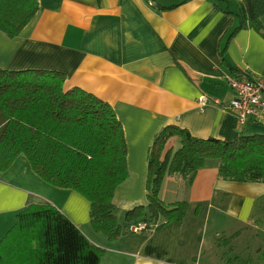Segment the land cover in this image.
<instances>
[{
  "label": "crops",
  "instance_id": "0c3cea01",
  "mask_svg": "<svg viewBox=\"0 0 264 264\" xmlns=\"http://www.w3.org/2000/svg\"><path fill=\"white\" fill-rule=\"evenodd\" d=\"M37 1V14L18 36L0 32V70L60 72L64 89L78 88L111 106L126 144L128 175L113 199L121 226L120 216L124 220L126 212L147 205L148 152L162 128L173 125L199 139L226 142L264 136V118L239 128L223 108L233 98L224 64L264 77V37L250 27L232 35L238 26V18L226 12H235L232 4ZM179 147L175 137L167 144L172 152ZM27 163L0 172V239L18 212L50 205L102 250L99 264H264V184L222 180L218 162L206 163L191 184L178 175L164 179L160 200L188 204L181 222L160 218L151 231L114 241L92 230L84 197L45 183ZM220 234L228 236L221 243Z\"/></svg>",
  "mask_w": 264,
  "mask_h": 264
},
{
  "label": "trees",
  "instance_id": "16d2710c",
  "mask_svg": "<svg viewBox=\"0 0 264 264\" xmlns=\"http://www.w3.org/2000/svg\"><path fill=\"white\" fill-rule=\"evenodd\" d=\"M219 1L235 8L226 10L238 18L232 35L250 27L264 37V0ZM38 10L37 0H0V32L9 39L18 36ZM224 65L233 77L254 78ZM64 81L56 71L0 70V172L23 155L42 181L75 191L90 203V226L108 241L127 234L131 224L158 225L160 218L163 223L181 222L188 204L160 200L164 179L178 175L191 184L211 159L218 161L222 180L264 184L263 135L226 142L199 139L169 125L149 148L147 205L126 212L121 226L113 199L128 175L122 126L109 104L78 88L64 89ZM174 137L180 147L172 152L167 144ZM101 256L102 250L50 205H30L18 212L0 240V264H99Z\"/></svg>",
  "mask_w": 264,
  "mask_h": 264
},
{
  "label": "built area",
  "instance_id": "2783aa9c",
  "mask_svg": "<svg viewBox=\"0 0 264 264\" xmlns=\"http://www.w3.org/2000/svg\"><path fill=\"white\" fill-rule=\"evenodd\" d=\"M225 80L229 85L233 98L223 108L232 113L236 118V124L242 128L249 121H261L264 118V77L257 76L252 80L243 77L236 78L226 75ZM205 103V97L199 98V104ZM157 225H148L146 222L131 224L127 228L129 234L145 233L154 229Z\"/></svg>",
  "mask_w": 264,
  "mask_h": 264
},
{
  "label": "rangeland",
  "instance_id": "374dc122",
  "mask_svg": "<svg viewBox=\"0 0 264 264\" xmlns=\"http://www.w3.org/2000/svg\"><path fill=\"white\" fill-rule=\"evenodd\" d=\"M20 161H24V162L27 163L26 158H25L23 155H19V156L15 159V161L13 162V163H14V164H13V165H14V168L19 167L18 164H19ZM210 162H218V161H216V160H214V159H211V160H209V161L207 162V164H210ZM27 164H28V163H27ZM6 177L8 178V176H6ZM117 219H118V218H117ZM122 220H123V216H120V221L122 222V224L125 223L124 220H123V221H122ZM14 223H15V222H14ZM13 225H14V224H13ZM13 225H12V226H13ZM126 231H127V230H126ZM127 233H128V232H127ZM5 234H6V233H5ZM5 234H4V236H5ZM4 236H3V237H4ZM3 237H2V238H3ZM227 237H228V236H224V235L220 234V235H219L218 242L221 243L222 240H223V239H227ZM2 238H1V239H2ZM1 239H0V240H1ZM240 243L242 244L241 241H240ZM221 246H225V245H221ZM242 249H243V248H242ZM227 257L229 258V257H231V255L228 253V254H227Z\"/></svg>",
  "mask_w": 264,
  "mask_h": 264
}]
</instances>
